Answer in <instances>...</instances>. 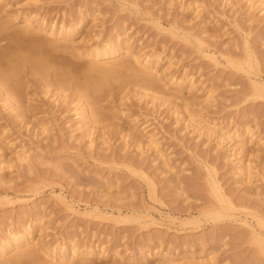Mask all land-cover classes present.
Wrapping results in <instances>:
<instances>
[{"label": "rangeland", "instance_id": "obj_1", "mask_svg": "<svg viewBox=\"0 0 264 264\" xmlns=\"http://www.w3.org/2000/svg\"><path fill=\"white\" fill-rule=\"evenodd\" d=\"M196 1L0 0V21L12 22V29L25 16L53 23L56 28L82 22L73 40L64 39L60 50L54 51L58 58L64 57V45L81 52L109 39H127L134 53L140 51L167 66L173 83L183 82L185 91L190 87L189 99L199 104L192 103L186 112L188 117L192 113L188 120L184 113H175L182 111V105L180 101L179 107L174 106L176 99L169 87L158 83L156 89L144 90L147 96H141L139 87L127 81L119 86L117 79L109 77L113 84L105 87L99 102L103 121L97 123L101 130H96L101 133L92 130L88 134L80 126L78 113L84 106L74 92L61 95L63 91L53 85L44 87L35 75L21 76L27 106L36 108L31 120L36 121L28 125L15 120L0 103V130L6 129L0 137V238L10 229L32 228V237L51 249L71 242L80 249H96L89 259L82 255L66 258L72 264H264V256L254 254L256 246L248 226L264 235L254 216L238 210L236 221L232 216L214 218L206 212L217 205L207 170L214 168L230 197L244 201L249 212L264 218V99L243 100L246 73L225 60V56L244 58L242 36L249 30L251 42L264 52V23L258 19L262 13L247 14L227 0ZM196 5H201L200 12L193 10ZM173 26L186 32L190 40L172 35ZM8 32L1 35L7 38ZM193 38H202L218 63L203 56ZM82 60L88 59L83 56ZM260 60L264 63V56ZM41 87L51 92L46 95ZM134 89H140V94H134ZM128 92L130 99L120 100ZM121 123L134 129L147 127L156 134L173 173L162 169L151 149L139 152L122 134H116ZM247 128L253 132L245 133L247 139H253L248 146L252 154L248 183L235 169L236 160L242 157L234 149L235 140H218L223 132L230 135ZM258 141L263 147H258ZM15 151H24L28 162L11 161ZM238 154L241 157L236 158ZM72 165L79 173L77 178L63 170ZM40 257L48 264L60 262Z\"/></svg>", "mask_w": 264, "mask_h": 264}, {"label": "bare ground", "instance_id": "obj_2", "mask_svg": "<svg viewBox=\"0 0 264 264\" xmlns=\"http://www.w3.org/2000/svg\"><path fill=\"white\" fill-rule=\"evenodd\" d=\"M190 1L192 4L193 3L195 4L197 2L196 0H190ZM227 1L229 2L227 3L232 4V6L237 5L238 8L243 10L245 9L247 14H250L253 11H257V13L261 12L262 15L258 17V19L259 22L264 23V0H227ZM246 3H248V5ZM188 5L191 4L188 3ZM137 6H138L137 3H135L134 8ZM200 7L201 5L197 6L196 8H194L193 6V10H196L197 8L200 10L202 8ZM21 20H22L21 25L13 29H12L13 27L12 22L8 20L0 21V103L4 110H6L10 115H13L11 117H13L15 120L21 119L22 121L26 122V124L28 125L31 124L32 121H36L34 119L31 120V118L33 117L30 115L31 112H33L32 110H35L36 108H33L32 105H31L32 108L29 107L30 105L27 106L26 96L23 92L25 84L21 80V76H23L22 78H25L27 74L37 76L39 80H42L41 83L43 82L44 87L49 86L50 88V85L51 86L53 85L56 90H61V93L62 91L63 92L64 91L66 92L68 90L72 91L78 98H80L77 99L78 103L81 102L80 106L82 105V107L83 106L85 107V104L89 105V110H87L84 107L83 108L80 107L82 109L80 113H78L80 114L79 118L81 117L80 126L81 127L84 126L88 134L92 133V130L93 132L95 131L99 132L96 129L101 130L99 129V124H97L102 120V116H101L102 114H100L99 112V102L100 99H102L101 96H104L102 95L103 92L105 94V90H106L105 87L106 88L107 86L109 87V83L113 81V80L110 82L108 81L111 77L117 79L116 81L119 86H121L119 84L120 82L123 83L127 81L126 82L127 84L130 85L132 84L135 87L137 86V88L139 87L143 91L141 96L145 94H146L145 96H147V93H145L146 90L148 91L149 89L151 90L154 88L156 89L158 83H161L163 87H169L174 92V94L172 93L174 98L177 101L179 100L177 104L176 103L177 101L176 100L174 101L173 98L175 105L173 104L174 102H172V104L176 107L177 106L179 107V103L181 101V105H182L181 107L182 111L175 110V113L178 114L184 113L186 115L185 119L188 117L186 112H189L190 107H192L193 105L192 103H194L192 101L194 98L192 100L189 99L191 88L188 86L189 91L187 90L188 91L187 92L183 88L184 87L183 82L180 83L178 82V84L175 85V83H173L172 81L173 76L170 75L172 72L171 73L169 72V68L167 66L160 65L159 60L153 61L152 59H150L151 57H148V55L145 56L141 54L140 51L139 52L135 51L136 53H134V51L131 50L133 44L130 41H127L126 38H125L126 40L124 41L123 40L115 41L109 39L107 41H104L105 43L97 44L94 47H91L85 51H83V48L81 47L82 48L81 50L83 51V52L81 51L82 53L79 51L80 49L77 47L76 48L79 50L75 51L73 49L69 50L71 48L64 45L65 49H61L62 53L64 52V57L62 56L63 58L61 57L58 58L57 57L58 55H55L54 51H56L58 47L60 48L62 46L61 42L64 39L73 40V38L77 35L76 31H78L77 28L79 24L80 23L83 24V23L82 22L77 24L73 23L70 24L69 27H66L67 26L66 25L65 27L56 28L53 23L48 24L50 25L48 26L46 24L47 23L46 21L45 23L44 20H38L31 16H25L24 18H21ZM239 28L242 29L243 27H241L240 25ZM6 31L7 32L9 31L8 33L11 34L9 35V37L6 35L7 38L5 37V35H1L2 32H6ZM169 31H171L172 35L175 36L180 35L182 36V38L184 37L185 41L190 40L189 39L190 37H188L186 32L179 31V29L175 26L171 27ZM249 33L250 30L245 32V34L242 36L244 58L236 59L231 56H225V60L227 62L226 64L233 65L236 69L242 70L243 72L246 73L247 80L246 82H244L242 89L243 100L246 99L248 100V98L264 99V76L262 75V73H264V68H263L264 63L261 62L260 60V55L264 56V52H260V50H258L256 46L251 42V39H249ZM2 36H4L6 39H3ZM3 40H6V44H2ZM193 41L196 43V45L198 46L197 47L198 51L203 56L210 57L215 63H218L217 58L215 56V52H211V50L204 45L205 41L202 38L201 39L193 38ZM65 43L67 42L65 41ZM59 48L58 50H60ZM83 56H85L88 59L84 63L81 62ZM123 74H125L124 77L128 75L127 78H125L128 80L123 79L122 77ZM124 84H122V87ZM49 88L45 89L41 87V89H43V93L46 95H48V93L51 92ZM140 89H138V91ZM138 91L137 90L135 91V89L133 90L134 94L136 95H138V93L140 92ZM65 92L61 95H64ZM208 93L210 95L211 93H213L211 88L208 90ZM129 94H130L129 92L125 93V95L122 96L120 100L130 99ZM58 95L60 94H57L55 96L58 97ZM61 95L59 96V98L61 97ZM68 96L70 98V95H67V98ZM81 99L82 101H79ZM170 99L172 98L170 97ZM190 100L192 101L191 103ZM167 101H169V98ZM195 105H197V103ZM90 114H92L93 116H89ZM122 115H124V113H122ZM188 115L191 119L192 113L191 114L189 113ZM189 117L187 118L188 120H190ZM103 119L105 120L104 117ZM1 120H3V117H0V121ZM95 124H97L98 126H96ZM125 124L121 123V125L120 124L118 126L115 125L117 126L115 128V130L117 129L116 134L117 133L122 134L123 138L125 139V142H127V144L128 143L134 144L137 147L136 150L139 149V152L140 149L142 150V148H146L147 150L151 149V151L155 153L154 155L155 156L157 155V158L161 160L162 163L161 167L163 166L166 169V171L168 170L167 172L169 171L172 172L171 170L173 168L169 165V161H167L166 155L160 149V146L158 144V139L156 138V134L152 133L151 130H146L147 127L134 129L133 126H130L128 124L125 125ZM81 127L79 128L84 129ZM247 129H245V131H237L231 133L230 135L229 134L226 135L227 132L226 133L223 132L220 135V137L219 135L217 136L219 137L218 140H221L220 141L221 143L222 140L225 141L228 139L230 142L235 140L234 143L235 151L237 150L238 153L243 158L245 157L243 159L241 156H239V154L236 156V158L238 156L241 158L240 159L238 158L239 161L238 159L236 160L238 162L237 163L238 168L235 169H238L237 174L240 176L242 175L244 177L242 179H244V181H247L248 183V180L252 175L251 174L252 168L251 165H249V163H251L250 157L252 154L250 153L249 151L250 149L248 148V146L250 142L253 140L250 138L251 136L249 135H252L253 132L249 131L250 128L248 130ZM5 130L6 129L0 130V137H3ZM245 133L247 134L250 133L249 135H246L250 139H247L245 137ZM84 134L86 135L87 133ZM99 137H101L100 134ZM258 142H257L258 147L259 148L263 147V144L260 143V141ZM256 153L260 154L258 151H256ZM258 154L256 157L261 158V155ZM27 157L28 156L25 155L24 151H15L14 157L11 158L12 159L11 161L14 162L15 160L16 162H18L17 164L24 165L26 162H28ZM130 160L133 161V159L131 158ZM7 163L9 165V162ZM9 166H11V164ZM63 170L67 171V173L70 172L71 175H73V177L74 176L76 177L79 174L76 171V169L73 168V165L68 167L66 166L65 168H63ZM207 170L209 176L210 191L212 196L215 198V200H217V205L206 210V212H208V215L211 214V216L214 218H220L221 216L222 217L232 216L233 220L238 221L239 219H235L234 216H235V212L239 210L244 213L245 212L250 213L252 216L256 218V223L259 226V228H264V218L259 216L257 213L249 212L247 207H244L245 205H243L244 201L238 202L232 199L230 197L231 192L225 190L222 187V184L220 183L218 178L216 177L215 169L207 168ZM150 181L149 182L151 186L150 187L151 193L154 195L155 192L154 183L152 180ZM58 197L59 200L61 201L64 200L63 197L60 196ZM94 210L98 211L99 209L98 207H94ZM117 213L118 215H122V212L120 210H118ZM248 226L250 228V233L252 234V242L256 246V249L254 250V254L256 255L259 254L264 256V235L258 228H254L250 225ZM10 230L9 232H7L6 235H3L4 237L0 238V264H48L47 262H44L41 259L40 254L46 255L51 260H59L60 261L59 264H72V262L70 260H66V258L69 257L71 260H73L78 256L80 257V255H82L83 257L82 256L81 257L83 259L84 258L89 259L90 257L96 254L95 253L96 249H93L91 247L86 249H80L78 245L71 244L72 242L68 243L69 245L68 244L60 245L59 249H51L52 247L50 248V246L48 247L47 245L40 244V241L38 240L36 241L35 238L32 237L33 234L32 228L31 229L24 228V230L22 229V230H14V231H10ZM83 259L80 261L81 263L85 261V260L83 261Z\"/></svg>", "mask_w": 264, "mask_h": 264}]
</instances>
